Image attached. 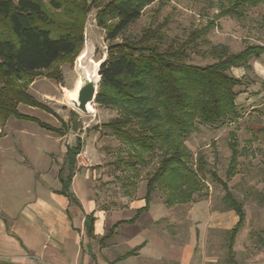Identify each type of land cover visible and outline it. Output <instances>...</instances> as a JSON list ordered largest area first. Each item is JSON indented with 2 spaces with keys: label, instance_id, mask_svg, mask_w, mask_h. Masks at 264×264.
I'll list each match as a JSON object with an SVG mask.
<instances>
[{
  "label": "rangeland",
  "instance_id": "obj_1",
  "mask_svg": "<svg viewBox=\"0 0 264 264\" xmlns=\"http://www.w3.org/2000/svg\"><path fill=\"white\" fill-rule=\"evenodd\" d=\"M95 2L103 5L105 0ZM219 6V0H156L113 41H107L105 30L97 26L98 9L92 8L86 15L77 55L71 64L58 66L61 80H49L46 77L49 71H46L26 85L27 94L46 111L22 104L17 106L21 115L34 118L58 133L38 128L33 122L8 118V130L28 134L27 137L16 136L18 149L51 153L48 155L52 164L49 173L55 176L61 169L66 171L67 149L79 147V155L84 154L88 162L82 164L75 156V169L83 171L87 180H91L96 207L103 211H120L118 216L124 220L133 217L132 205L144 198L147 180L157 167L161 153L134 150L126 139L108 129L106 125L119 117L116 110L94 103L93 112L84 114L73 107L68 93L75 89L83 75L77 67V59L85 51L81 67L93 72L90 61H106L112 45L123 41L138 43L145 33H151L148 42L157 45L161 52H180L184 63L202 67L216 63L212 55L214 47L224 45L230 54H235L248 45L264 43L260 20L263 6L246 9L241 16L233 13L225 17L219 16ZM249 65L251 70L232 68L228 72L244 80L243 86L234 89L238 116L214 125L196 123L195 131L185 139L192 155L191 163L194 165L196 156L200 155L205 169L224 181L231 195L243 205L245 221L237 236L235 263L228 258V233L207 228L205 222L208 213L211 217L212 213L228 210L222 202V187L208 174L201 191L203 196L186 205L167 206L165 192L156 188L151 194L147 215L126 231L129 232L127 237L143 229L157 233L172 244L196 243L198 238L208 245V254L215 257V264H264V55L259 60H251ZM233 147L237 159L234 171L229 173ZM20 186L18 183V190ZM118 237L114 238L116 245L104 253L107 258H116L141 240L140 234L126 242ZM96 247L100 250L98 242ZM143 258L145 264L167 262L166 253L151 246L141 252L139 261Z\"/></svg>",
  "mask_w": 264,
  "mask_h": 264
},
{
  "label": "trees",
  "instance_id": "obj_2",
  "mask_svg": "<svg viewBox=\"0 0 264 264\" xmlns=\"http://www.w3.org/2000/svg\"><path fill=\"white\" fill-rule=\"evenodd\" d=\"M156 0H0V120L14 118L35 123L38 128L58 133L29 116L21 115L17 106L22 104L46 111L26 92V85L49 71L46 77L61 80L59 64H71L82 44V30L86 15L97 8L96 24L105 30L106 40L113 41L133 22L142 10ZM220 17L230 14L241 16L246 9L264 7V0H219ZM264 31V14L261 17ZM264 34V33H263ZM151 33H145L138 43L123 41L112 45L106 61L100 66V82L95 104L111 108L119 117L106 127L126 139L134 150L159 151V162L150 174L146 186L144 206L135 211L129 221L115 223L99 242L113 237L120 224H134L148 211L150 197L156 188L165 192L167 206L186 205L202 197L205 177L220 184L224 191L223 204L234 212L236 225L229 235L228 258L234 261L233 246L240 233L245 213L243 205L228 191L227 184L214 172L205 169L204 159L192 155L185 139L196 129V123L214 125L238 116L234 89L244 85L243 79L229 75L232 68L251 70L249 62L264 55V43L248 45L242 51L230 54L224 45L212 48L216 63L207 66L183 62L180 52L163 51L149 43ZM264 132V131H263ZM79 147L68 148L66 171L61 169L57 193L79 206L70 192L76 172L75 156ZM138 163L139 156L136 157ZM237 152L234 147L229 173L234 171ZM93 215L85 217V232L93 237ZM141 246L118 256L114 263L136 255Z\"/></svg>",
  "mask_w": 264,
  "mask_h": 264
},
{
  "label": "crops",
  "instance_id": "obj_3",
  "mask_svg": "<svg viewBox=\"0 0 264 264\" xmlns=\"http://www.w3.org/2000/svg\"><path fill=\"white\" fill-rule=\"evenodd\" d=\"M7 121L0 120V264H145L146 259L140 262L139 257L147 246L166 253V264L216 263L215 257L208 254V245L198 238L196 243L172 244L157 233L143 229L135 234H140V242L130 249L141 246L136 255L114 263L118 256L130 250L114 259L107 258L104 253L116 245L114 238L119 235L123 242L132 239L135 235L129 238L126 231L137 226L148 211L142 213L134 224H120L113 237L101 244L99 240L115 223L129 221L134 216L124 220L118 216L120 211L99 210L95 204L94 187L83 171H76L70 182V192L79 206L59 195L60 170L55 176L49 173L52 164L48 155L51 153L18 149L16 136L27 137L28 134L8 130ZM18 183L22 185L21 190H18ZM143 206L144 200L141 199L132 205V209L136 211ZM91 214L94 218L93 237L88 238L84 223L85 217ZM208 215L207 228L225 233L239 219L230 210L217 211L211 217ZM237 240L238 237L233 246L234 253ZM97 242L100 250L96 247Z\"/></svg>",
  "mask_w": 264,
  "mask_h": 264
},
{
  "label": "water",
  "instance_id": "obj_4",
  "mask_svg": "<svg viewBox=\"0 0 264 264\" xmlns=\"http://www.w3.org/2000/svg\"><path fill=\"white\" fill-rule=\"evenodd\" d=\"M103 64V62L98 66V68H100V66ZM82 69H80L83 73V78L82 76H80V80H79V85L77 87L76 90V98L74 100L70 99L71 104L73 105V107L78 110L79 112H82L84 114L88 113L87 112V106L89 104H94L95 103V96L97 95L98 92V85L100 82V76H99V69H97V75H98V79L97 81L95 80V78L93 77L92 72H89V74H85L84 73V68L81 67ZM89 75L91 77H89Z\"/></svg>",
  "mask_w": 264,
  "mask_h": 264
},
{
  "label": "bare ground",
  "instance_id": "obj_5",
  "mask_svg": "<svg viewBox=\"0 0 264 264\" xmlns=\"http://www.w3.org/2000/svg\"><path fill=\"white\" fill-rule=\"evenodd\" d=\"M85 57H86V53H85V51L78 57V59H77V67L78 68H80V69H82L81 68V66H82V62L85 60ZM103 61L101 60V61H99V62H91L90 61V63L94 66V71L92 72V74H93V77L95 78V80L97 81V79H98V75H97V69L96 68H98V66L102 63ZM84 73L85 74H89L88 73V70L86 69V70H84ZM89 77H91L90 75H89ZM79 83V81L77 82V84H76V87H75V89L74 90H72V91H70L68 94H69V98L70 99H72V100H74L75 98H76V90H77V87H78V84ZM87 112L88 113H92L93 112V109H92V106H91V104H89L88 106H87Z\"/></svg>",
  "mask_w": 264,
  "mask_h": 264
},
{
  "label": "built area",
  "instance_id": "obj_6",
  "mask_svg": "<svg viewBox=\"0 0 264 264\" xmlns=\"http://www.w3.org/2000/svg\"><path fill=\"white\" fill-rule=\"evenodd\" d=\"M79 154H77L76 157L81 161L82 164L83 162H88V159L86 158L84 154L83 155H79Z\"/></svg>",
  "mask_w": 264,
  "mask_h": 264
}]
</instances>
